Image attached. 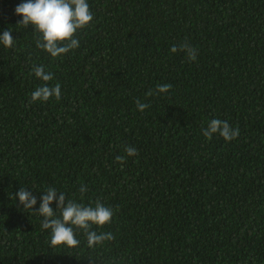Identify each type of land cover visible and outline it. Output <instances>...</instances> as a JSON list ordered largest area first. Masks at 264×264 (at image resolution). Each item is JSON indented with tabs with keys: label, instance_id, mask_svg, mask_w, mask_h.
Segmentation results:
<instances>
[{
	"label": "trees",
	"instance_id": "obj_1",
	"mask_svg": "<svg viewBox=\"0 0 264 264\" xmlns=\"http://www.w3.org/2000/svg\"><path fill=\"white\" fill-rule=\"evenodd\" d=\"M22 2L0 0L15 39L0 44V264H264V0H87L80 46L56 59L19 24ZM185 41L195 61L170 51ZM34 64L59 101L30 102ZM217 118L238 138L206 139ZM48 187L111 207L93 230L115 239L89 248L76 230L77 248L51 246L14 197L32 191L38 210Z\"/></svg>",
	"mask_w": 264,
	"mask_h": 264
},
{
	"label": "clouds",
	"instance_id": "obj_2",
	"mask_svg": "<svg viewBox=\"0 0 264 264\" xmlns=\"http://www.w3.org/2000/svg\"><path fill=\"white\" fill-rule=\"evenodd\" d=\"M15 14L22 17L19 24L27 28L32 26L33 31L40 34L36 39V47L46 51L53 59L60 58L69 51L77 49L80 41L77 38L79 30L90 26L93 21V14L90 11L87 0H25L15 8ZM0 44L5 48H13L15 39L10 30H5L0 35ZM172 53L184 52L189 61L197 59V49L189 45L186 41L179 46L173 45L170 49ZM32 72L35 77L42 80L44 84L37 87L31 93L30 102H47L50 98L57 101L61 99V85L56 83L49 86L48 82L53 80V73L46 72L43 65H33ZM172 88L171 84L157 85L156 94H166ZM147 96H152L153 91L149 90ZM136 107L140 112L150 107L149 104L136 101ZM218 134L225 141H232L238 138L240 129L233 128L226 120L212 119L206 128L202 130V135L211 140ZM127 157L137 156L135 147L127 146L124 149ZM116 161L123 166L126 161L125 156H117ZM88 191L87 187L81 185L79 192L81 200L83 194ZM23 209L31 210L34 214L42 217L41 227L50 230L53 247L65 246L67 248H77L80 241L76 238V230H81L86 236L89 248L102 245L105 241L115 239L111 232H97L93 230L102 228L112 222L114 216L113 209L106 207L97 200L92 206L78 203L73 199H67L64 192H60L54 187H48L40 197V206L34 210L37 198L32 191L19 188L15 196ZM55 202L56 210L50 206ZM59 212V215H57Z\"/></svg>",
	"mask_w": 264,
	"mask_h": 264
}]
</instances>
